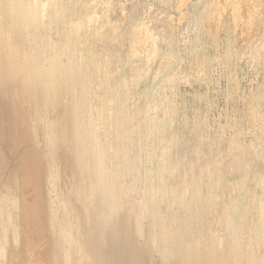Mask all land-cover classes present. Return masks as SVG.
Returning a JSON list of instances; mask_svg holds the SVG:
<instances>
[{
	"label": "rangeland",
	"instance_id": "374dc122",
	"mask_svg": "<svg viewBox=\"0 0 264 264\" xmlns=\"http://www.w3.org/2000/svg\"><path fill=\"white\" fill-rule=\"evenodd\" d=\"M0 4L11 9V19L22 17L26 39L24 53H16L20 56L0 47V96L7 97L1 120L16 115V108L9 107L20 96L25 98L10 92L17 94L20 87L42 89L44 82L28 80L33 67L49 68L57 57L59 68L72 63L75 107L57 100L55 108L41 109L37 117L27 113L26 123L34 130L27 126L24 132L35 139V152L42 155L55 148L57 128L62 127L75 141L82 168L95 176L100 200L119 210L121 197L130 195L141 218L152 226L150 237L138 231V239L160 241L155 242L159 250L177 248L189 264H230L223 255L228 249L221 244L220 217L223 211L240 208L244 213H233V224L244 215L250 223L243 235V264H264V0H0ZM16 7L21 12L14 11ZM31 21H39V31ZM36 35L45 41L37 43ZM51 78L63 95V72L58 70ZM83 88L91 95L86 115L76 104ZM45 95L49 100L55 94L48 88ZM99 104L108 110L109 121L99 117ZM117 110L118 131L111 120ZM124 125L127 138L121 131ZM11 147L0 143L4 155L0 164L6 163L0 186L5 182L11 187L4 193L0 188L1 264H92L83 260L89 256L86 244L81 245L82 257L68 252L69 226L62 225V238L47 233L48 224L42 220L37 225L27 222L22 208L35 203L41 191L27 188L30 182L21 178L23 165L30 166L36 156L24 160L19 155L25 146L17 154ZM41 159L46 161L47 156ZM51 183L45 171L40 173V189L62 206L64 183ZM74 199L69 214L77 212L73 222L89 227L84 231V239H89L93 228L89 197L76 194ZM196 206L208 210L206 228L198 220L185 228L183 212ZM124 217L121 213L114 219L115 236L124 231L118 224ZM256 241L259 253L253 251ZM115 243L120 261L107 264L129 260L123 255L126 247Z\"/></svg>",
	"mask_w": 264,
	"mask_h": 264
},
{
	"label": "bare ground",
	"instance_id": "6f19581e",
	"mask_svg": "<svg viewBox=\"0 0 264 264\" xmlns=\"http://www.w3.org/2000/svg\"><path fill=\"white\" fill-rule=\"evenodd\" d=\"M19 2L20 1H17L16 4H18V6H21L19 4ZM8 5H9V3H8ZM13 5L15 7V4H13ZM50 5H52V4H50ZM55 5H56V3H55ZM57 5H58V3H57ZM10 6H8V7H10ZM5 7L6 6H3L2 8H0V47L1 48L6 47L7 49L10 48V53H12V54L24 53L22 51H25L24 50L25 47L23 48V46H25L24 41L26 39L23 37V34L21 33L22 29L24 27V23L20 19L22 17L20 16V18L15 17L16 19H11L12 17L10 18V16L8 15L9 14L8 11L11 9L8 10V8H5ZM17 7L15 8L14 11L18 10ZM20 8L21 7H19V9ZM42 9L43 8L41 7V11H42ZM18 11H20V10H18ZM23 12H24V10H23ZM18 15H20V13ZM21 15L24 16L23 14H21ZM50 16H49V18H50ZM31 20H33V17ZM41 20L43 23V19H41ZM59 21H61V20H59ZM27 23H28V21H27ZM31 23H32V27L35 29L34 31L35 32L39 31L40 26H41L39 21L38 22L37 21H35V22L31 21ZM25 28H27V27H25ZM35 40H36V42L38 41L37 43H42V41H45L44 37L39 36V35H36ZM38 46H39V44H38ZM35 47H37V45ZM6 48H3V49H6ZM39 48H40V46H39ZM0 51H1V49H0ZM60 56H63V55H60ZM69 58L67 60H69ZM21 59H22V57H21ZM50 60H52V59H50ZM21 61H19V62H21ZM73 61L74 60H72V62ZM47 64H49V63H47ZM64 64H65V61H64ZM49 66H50L49 68H46V65L43 66L41 64L39 66L33 67L31 70L29 68H27L30 70V73L29 74L27 73V76H29L28 80L32 83H33V81H34V83L36 81L37 82H39V81L44 82L41 84L42 89L41 90H38V89L28 90L27 88L20 87L19 89H17V94L14 91L10 92V95H24L25 98L20 96L21 99L17 98V102L15 103L16 105L9 107V108H16V115L10 116V118H8L7 120H5V119L1 120L0 119V141H1L0 143H3L5 145H6V143L7 144L10 143V145L12 147L9 148V150L11 151V153H14V154L19 153V150L21 149V147L25 146V148H24L25 150L22 153H20V155H19L20 158H22L24 160H26V158L29 157V155L34 156V154H35V156H36L34 162L31 163L30 166H27V164L23 165L24 171H22V172H24V175L23 174L22 175L25 178L24 177L21 178V179H24V180H27L28 182H30V187H27V188L31 189V187L32 188L34 187V188H36L37 191H41V193L38 192L39 197L38 196L37 197L39 199L36 200L35 203L32 202L29 204H24L25 205L24 208L21 207L23 209L22 210L23 212L22 211L21 212H22V214H25V216L27 218V219L26 218L25 219L27 220V222H29L30 224L33 223L34 225H37L38 221L42 220V221H44V223L48 224L47 233L50 232V234L53 235L51 233V232H53L54 234H57V236H62V238H63L62 231H61L62 225L69 226V228H70L69 231L66 229V232H65V238H66L67 243H68L67 244L68 252L73 256L82 257V255H83L82 250L83 249H82L81 245L86 244V246L84 245L85 246L84 249H85L86 254H89V256L87 258H84L83 260L85 262H88V263H92V264H107V263H115V262L118 263L120 261L121 251H120V249L116 248L117 247V245L115 243V241H116L120 246L126 247V250L123 253V255H127L128 259H129V260H126L125 262L121 261L119 264H189L188 262L184 261L181 258V256L179 255V253L177 251V248H173V250H167V249L166 250H159L157 248L155 242L158 244V242H160V241H158V240L154 241L153 240L154 241V243H153L151 240L147 239L146 241L141 242V240L138 239V231L140 233H143L145 236L150 237V233L152 231V226L148 221H145L141 218V216L139 215L138 207H137V205H135V201L130 195L124 194L121 197V204H120L119 210L114 209L112 203H110L109 201L106 200V202H104V201L100 200L101 192L96 185L95 176L88 173L87 171H85L82 168V166L80 165L82 156L78 155L75 141L74 140L71 141V139L67 136L65 130L62 127L59 126L57 128L58 136H59V138H58L59 142L55 148L50 149V151H48L46 149L45 152L42 153V155L35 152V150H34V147L36 145V143L34 141L35 139L32 138L31 134L28 135L27 133L24 132V128L27 126L31 127L32 131L34 130V125H32V123H31V125L26 123L27 113L30 112L31 115H34V117H37L39 115V113L41 112V109L55 108V106L58 103L57 100L58 101L61 100L63 102H66L68 104V106H70V108H71V104L72 103L74 104V102L76 100V95L73 94L75 92L74 87L76 85V79H75L76 74H75V71H73V69L75 70V68H73V64L72 63H66L64 66L59 68L60 65L58 66V57H57ZM88 67H89V64H88ZM58 70H61L63 72V75L65 76V79H66V80H64L65 84L63 83L64 84V86H63L64 91H62V92H64L63 95H60L57 84H55V82H53L52 78H51V76L56 74ZM15 71L16 70H13V72H15ZM84 73H82V74L84 75ZM48 77H49V81H47ZM86 77H88V76H86ZM82 80H84V79H82ZM87 81H89V80H87ZM48 88L53 90V92L55 94L53 97L49 98V100H48L47 96L45 95V92L48 90ZM1 95H4V96H0V102H1L0 112L4 111L1 109L7 104V97L5 96L6 94L1 93ZM90 96L91 95H89V92L83 88L81 91V95H79V97H78V103H76L79 110H80V113H82L84 115H86V113L88 112L87 108L89 106V102H90L89 100L91 99ZM47 100L49 102H47ZM102 103H104V102H102ZM101 104H99V106H98V115L104 122V121L108 120L109 119L108 117H110V116L107 113L108 110H106L105 107L102 106L103 104L102 105ZM23 106L29 107L30 109L27 110ZM73 106L75 107V104ZM120 111H122V108H120ZM117 112H118V110H117ZM119 112L117 113V115L114 116V118L111 119L112 124L115 126L116 131H118V126H117L116 121H119V119H120L119 118V115H120ZM75 116H77V115H75ZM105 124H106V122H105ZM109 124H110V122H109ZM127 125H128V123H127ZM121 131H122L124 138H127V136H126L127 127L125 125L123 126V128H121ZM130 133H132V132H130ZM131 138H132V136H131ZM5 141H8V142H5ZM41 142H45V141H41ZM37 144H40L42 146L45 145L44 143H38V142H37ZM112 147H113V150H115V147L113 145H112ZM117 147L118 146L116 143V148ZM115 151L117 152V150H115ZM1 152H4V151H2V149H1ZM14 154H13V157H14ZM110 154H112V153H110ZM2 156H4V155L2 153H0V159L2 158ZM42 156L43 157L47 156L46 161L41 159ZM113 156H117V154L115 152H113ZM3 161H5V159H3ZM53 161H55L56 164L52 166ZM5 165H6L5 162L4 163L2 162L0 164V172H3L1 170H4ZM44 171L46 172L49 180L52 182L51 183L52 185H57L58 182H60V181H62L64 183V191H62L64 198L62 196L59 198L60 204L62 206L59 205L58 200L54 201L52 199L53 194H51V193H50L51 195H48L47 193L45 194L40 189L38 182H40V173H44ZM160 175H161V173H160ZM14 178H9V179H14ZM13 185H14V182H13ZM72 187H75L76 191L74 189L72 190ZM0 188L2 189V192L4 193V191L10 190L11 187L8 183L4 182L3 184H1ZM76 194H78L83 199L89 197V200H88L89 203L88 204H89V207L91 210V217L89 218V221L93 225V228L91 231V236L89 235V239H84V231L87 233V231L89 230V227H86V229H85L84 225L78 226L75 222H73L75 219L78 218V216L76 215L77 212L73 211L71 213V215L69 214V210L71 208L72 209L74 208L73 207L75 204L74 197ZM250 201H252V200H250ZM99 207L101 209L100 211H99ZM196 207L197 208H193V211H192V209H191V211L187 210L189 208L186 207L187 208L186 211L183 212L184 213L183 214V221H184L183 224H184L185 228L189 226V224L191 223L190 221H192V220H194V221L198 220L199 222H201L203 227L206 228L205 222H206V217L208 215V210H206V207H203V208H201L199 206H196ZM79 210H82V209H79ZM240 212L244 213V211L241 210L240 208L233 207L231 209V212L223 211V213L221 214V217H220L221 223H222L221 225H222L223 231H224V237H223L221 244H223L224 247H226L228 249V252H227L228 254L225 252L226 254H223V255H226L225 259L230 264H243V261H242L243 260L242 256H243V251H244L243 250V244H244L243 235H246L244 233V230L250 226V223H249V219H248L249 217L247 218L244 215L243 216L244 218L239 220L237 225L233 224V221H232L233 213H240ZM17 213H19V212H17ZM121 213H123L125 215V217H124L123 221H121V220L118 221V224H121L124 231L122 234H118V236H115L114 235V225L115 224L113 222H114L115 217ZM219 213H220V211H219ZM18 216H19V214H17V217ZM254 218H255V216H254ZM13 219H14V221H16L15 218H13ZM9 224L13 225L12 222ZM76 225L78 226V228L76 227ZM10 230H12L11 226H10ZM106 233H108L109 235H107ZM246 233H247V231H246ZM144 235H142V237ZM132 238H134L135 240H131ZM256 244L257 245L255 246L253 251H255V252L258 251V253H259V251H261V246H259V242H257V241H256ZM244 246H245V244H244ZM168 251H171V252H168ZM0 253H1V251H0ZM54 253H56V252L54 251ZM250 253H252V252H250ZM253 255H254V253H253ZM19 256H20V252H19ZM19 256H18V259H19ZM254 258H256V256ZM250 259H252V258L250 257ZM51 261H53V260H51ZM255 261H256V259H255ZM53 262L55 264H57L55 261H53ZM0 264H1V261H0Z\"/></svg>",
	"mask_w": 264,
	"mask_h": 264
}]
</instances>
